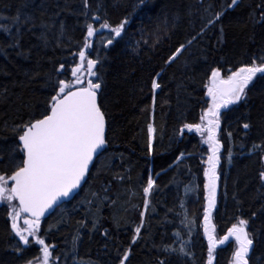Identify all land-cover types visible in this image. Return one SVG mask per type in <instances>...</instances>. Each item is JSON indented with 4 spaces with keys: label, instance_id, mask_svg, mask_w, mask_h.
<instances>
[{
    "label": "trees",
    "instance_id": "obj_1",
    "mask_svg": "<svg viewBox=\"0 0 264 264\" xmlns=\"http://www.w3.org/2000/svg\"><path fill=\"white\" fill-rule=\"evenodd\" d=\"M229 3L88 0L85 7L84 0H0V187L12 188L9 177L24 159L18 126L48 112L59 81L69 85L66 92L88 86L87 80L72 84L74 70L85 62L79 52L95 61L89 80L101 84L96 91L105 146L77 192L37 232L52 246L50 264H120L125 253L124 264H209L201 219L211 149L185 125H198L208 109L213 70L227 77L254 59L259 65L264 56V22H257L264 0ZM125 20L116 36L112 28ZM105 22L109 27L101 28ZM153 80L159 88L153 89ZM245 92L219 117L210 222L220 238L246 220L253 239L249 264H264V76L256 75ZM148 178L153 183L145 194ZM18 212L15 197L0 203V264L38 257V246L22 245L13 232ZM233 249L231 241L212 248L211 264H230Z\"/></svg>",
    "mask_w": 264,
    "mask_h": 264
},
{
    "label": "snow or ice",
    "instance_id": "obj_2",
    "mask_svg": "<svg viewBox=\"0 0 264 264\" xmlns=\"http://www.w3.org/2000/svg\"><path fill=\"white\" fill-rule=\"evenodd\" d=\"M87 3L88 0H84L85 7H87ZM238 4L239 0H230L227 7L232 8ZM258 7L261 6L258 5ZM223 14V12L217 13L215 20H219ZM215 20H210L209 23H214ZM15 21H20L19 15L15 17ZM257 22H264V11L261 12L260 19ZM125 23H127L126 20L122 21L115 28H112L116 36H120ZM100 27L107 28L109 25L105 22ZM87 35L88 37L93 35L92 25L88 26ZM108 43L111 44L112 40L110 39ZM79 57L81 60H84L85 52H79ZM171 59H175V57L173 56ZM87 63L88 71L91 73L95 61L89 59ZM60 67L62 69L64 66L61 65ZM258 73L264 76V56L260 57L259 65H257V61L254 59L251 66L241 68L238 72L232 73L227 80L221 81V83L228 85L224 92L223 105L227 106L228 104L237 103L243 96H246L245 89ZM219 76V70L212 71L214 83ZM59 83L61 87L59 88L58 95L52 97L53 103L51 104L50 114L18 126L23 129L19 133L18 138L22 142L21 150L24 152V159L22 164L18 165L15 172L9 177V179L14 181V187L10 189L11 195L7 199L18 198L22 205L21 210L31 212L36 217L35 221H24L26 225H29L24 230H21L15 222L12 224L15 235L25 246L30 244L28 236L36 237L39 217L47 209L52 208L58 197H68L70 192L80 185L88 170L89 162L93 159V155L106 143L105 115L97 103L96 90L100 89L101 84L89 81L88 87L80 89L78 92H66L65 89L69 85L63 80L59 81ZM152 87L153 89H157L160 85L153 80ZM209 93L215 99L212 89L209 90ZM215 107H219V105ZM205 115L208 114L206 113ZM211 115L217 116L218 113L212 111ZM201 119H204V117H201ZM213 123L214 121L209 120V125ZM185 127L189 130L193 127L200 130V125H185ZM243 127L248 129L250 125L245 123ZM149 131H152L151 126H149ZM208 131L211 133V127H209ZM229 135L231 134L229 133ZM212 139L213 137L210 134L209 140ZM253 147L259 148L261 146L253 145ZM216 151L217 149L213 148V157L209 158L213 166L218 162L215 156ZM230 155L231 153H229ZM262 159H264V156H262ZM205 175H208V173L206 172ZM259 175L260 179L264 181V171H261ZM215 178L213 174L210 178V186H206L209 187L210 191V207L214 206L215 189L213 182ZM4 179V176L0 175V181ZM152 183V180L149 179V187L145 188V192L149 191ZM2 192L3 187H0V194ZM16 215L18 216L19 213ZM247 223L246 220L241 219L239 227L234 225L229 231V234H234L236 240L239 242V249L234 253L235 264H249L248 254L253 245V239L250 233L246 231L245 226ZM25 231L28 233V236L24 235ZM139 232L140 227H137L136 233L139 234ZM176 235L179 236V233H176ZM226 239L227 237H225ZM33 242L42 246L43 264H48V257L51 253L49 252V246L45 244V240L43 238H35ZM133 243H135V237ZM164 251L177 250L165 247ZM178 251L185 256L189 255L183 247ZM211 252L212 248L210 247L209 264H211ZM37 259H40V257H37ZM127 259L128 255L125 253L120 264H124V261ZM29 264H31V261ZM160 264H165V262L161 260Z\"/></svg>",
    "mask_w": 264,
    "mask_h": 264
},
{
    "label": "water",
    "instance_id": "obj_3",
    "mask_svg": "<svg viewBox=\"0 0 264 264\" xmlns=\"http://www.w3.org/2000/svg\"><path fill=\"white\" fill-rule=\"evenodd\" d=\"M89 60V59H88ZM241 68H245V67H240V68H238L236 71H234V72H238ZM234 72H232V73H234ZM231 73V74H232ZM230 74V75H231ZM229 75V76H230ZM241 75H243V73H241ZM228 76V77H229ZM228 77H223L222 75H221V73H220V76H219V78H217L216 79V81H215V83L213 82V79H212V72H211V74L209 75V78H208V82H209V84H213L214 85V87H215V89H216V91H217V94L219 95V97L221 98V102H222V104H223V100H224V92H225V90L227 89V87H228V85L227 84H224V83H221V81H223V80H227L228 79ZM86 87H88V86H86ZM86 87H84V88H86ZM81 89H83V88H81ZM80 89H76V90H73V91H79ZM98 103V102H97ZM224 107H226V106H224ZM50 111H51V107H50V109L48 110V112L46 113V114H50ZM45 114V115H46ZM43 117V116H42ZM42 117H40V118H42ZM40 118H38V119H40ZM18 141H19V143H20V146H21V148H22V142L18 139ZM216 143H218V142H216ZM105 146V145H104ZM103 146V147H104ZM102 147V148H103ZM101 148V149H102ZM101 149H99L98 151H97V153L101 150ZM210 151V150H209ZM97 153H95L94 155H93V159H94V157H95V155L97 154ZM23 154H24V152H23ZM92 159V160H93ZM92 160L89 162V165H88V168H89V166H90V164H91V162H92ZM216 165H217V162H216ZM216 165L214 164V166H212V168L211 169H209L208 170V175H205V181H206V184H205V188H204V190H205V192H207L208 190H209V187H206V186H210V180H209V178H211L212 176H213V174L215 175V180H214V189H215V192H214V203H215V197H216V195H217V184H218V174H216V173H212V170L213 169H215V167H216ZM85 176H86V173H85ZM85 180V177H84V179L81 181V183H80V185L76 188V189H73L72 190V192H70V194H69V196L68 197H58V199H57V201H56V203L55 204H53V206H52V208H50V209H47L44 213H43V215H41L40 217H39V220H42V219H45L56 207H58L59 205H61L62 203H64V202H66V201H69L71 198H72V196L77 192V190L79 189V187L82 185V183H83V181ZM12 187H14V181H13V184H12ZM16 198V197H15ZM17 199V202H18V204H19V207H20V212L21 213H23L24 214V216H26L28 219H34V220H36V217L31 213V212H24V211H22L21 209H22V205L20 204V201H19V199L18 198H16ZM212 208H213V206L212 207H210L209 206V199H207V201H206V203H205V207H204V215H203V217H202V219H201V227H202V234H203V236H204V238H205V240H206V242H207V246H208V248H217V247H220V246H222L224 243H226V242H228V241H230L231 240V235L229 234V231H230V229H232L233 227H231L228 231H227V233L223 236V237H220V240H216V238H215V235H214V233H213V229L211 228V222H210V214H211V210H212ZM20 212H18V213H20ZM19 216V215H18ZM18 216H17V218H18ZM207 217V218H206ZM15 223H16V225H17V221H15ZM12 229H13V227H12ZM13 232L15 233V231H14V229H13ZM225 237H227V239L225 240ZM234 238H235V235L233 236ZM236 239V238H235ZM236 244L239 246V242L236 240ZM22 245H24L23 243H22ZM237 251H238V249H237ZM250 252V251H249Z\"/></svg>",
    "mask_w": 264,
    "mask_h": 264
},
{
    "label": "rangeland",
    "instance_id": "obj_4",
    "mask_svg": "<svg viewBox=\"0 0 264 264\" xmlns=\"http://www.w3.org/2000/svg\"><path fill=\"white\" fill-rule=\"evenodd\" d=\"M87 61H88V58H85V62L83 63V65L81 64V65H79L76 68V70L74 72V78H73L72 84H74V85H81V83L84 82V81H86V80L87 81H90L89 80V77H91L92 75L88 71V63H87ZM88 73H90V74H88ZM206 93L209 94V90L208 89H207V92ZM206 112H207V110L203 114H205ZM204 116H202V117H204ZM198 125H200V130H198V131L202 134L201 136L204 137L206 141H208V148L211 149L208 152L207 157H206V161H205L206 162L205 173H206L213 166V163L209 161V158L210 157H213V148H216L217 149V151L215 153L216 158L218 159V157H219V152H218V147H217L218 146V143H216L217 142V136L212 135V133H209V131H207V129L205 128V119H201L200 122L198 123ZM210 134L213 137L212 140H209V135ZM215 165H216V163H215ZM212 173L219 174L218 163H217L215 169L212 170ZM149 179L150 178H148V181H149ZM209 180H210V178H209ZM148 181H147L146 188L149 187ZM204 184H206L205 178H204ZM1 187H3V192H2V194H0V203L1 202H5V203L6 202H10L12 199L11 200H8L7 199V197L9 195H11V192H10V189L11 188H10V186H6V184H3ZM207 193H208V199H209V197H210V191L208 190ZM145 194H148V192H145ZM15 221H18L17 222V226L18 227H20L19 226L20 224L23 226V228H20L21 230L27 229L29 227V225H25L24 223H22L18 219L14 220V222ZM39 226H40V223L38 225V229H39ZM236 226L239 227V224L236 225ZM24 235L25 236H28V233L25 231L24 232ZM233 236H234V234L231 235V240H230L233 243V245H234V249H233V252H232L230 264H235L234 253L237 251V249H239V246L236 244V239ZM35 238H39L37 233H36V237L28 236L29 241H31V243H33L34 245L38 246V257H40V259H37L36 258L31 264H43V252L41 251L42 246L41 245H38V244H36V243L33 242ZM215 238H216V240H220V238L217 237V236H215ZM51 248H52V246H49V252L50 253H51ZM50 263H51V255L48 257V264H50Z\"/></svg>",
    "mask_w": 264,
    "mask_h": 264
},
{
    "label": "flooded vegetation",
    "instance_id": "obj_5",
    "mask_svg": "<svg viewBox=\"0 0 264 264\" xmlns=\"http://www.w3.org/2000/svg\"><path fill=\"white\" fill-rule=\"evenodd\" d=\"M259 74V73H258ZM257 74V75H258ZM256 77V76H255ZM254 77V78H255ZM253 78V79H254ZM252 82V81H251ZM250 82V83H251ZM210 89H212L213 90V93H214V95H215V99L213 98V95L212 94H208V93H206V95H207V97H208V109H207V114L208 115H205V114H203V116H204V119H205V128L207 129V131H208V129H209V127H211V133H212V135H215V136H217L218 137V135H219V132H220V121H219V117H220V114H221V112L222 111H224V110H226L227 108H229V106L231 105V104H228L226 107H224V105L222 104V102H221V98L219 97V95L217 94V91H216V89H215V87H214V85L213 84H209V87H208V90H210ZM216 105H219V107H215ZM212 111H215V112H217L218 113V115L217 116H213V115H211V112ZM209 120H212V121H214V123L212 124V125H209ZM18 219L22 222V223H24V221L25 220H29V221H35L34 219H28L26 216H24V214L23 213H19V216H18ZM43 220V219H42ZM42 220H39V223H40V225H41V221ZM18 222V221H17ZM25 224V223H24ZM26 225V224H25Z\"/></svg>",
    "mask_w": 264,
    "mask_h": 264
},
{
    "label": "bare ground",
    "instance_id": "obj_6",
    "mask_svg": "<svg viewBox=\"0 0 264 264\" xmlns=\"http://www.w3.org/2000/svg\"><path fill=\"white\" fill-rule=\"evenodd\" d=\"M207 201V200H206Z\"/></svg>",
    "mask_w": 264,
    "mask_h": 264
}]
</instances>
